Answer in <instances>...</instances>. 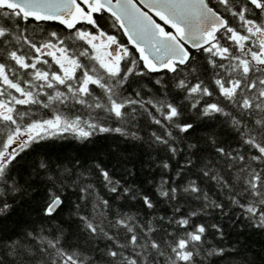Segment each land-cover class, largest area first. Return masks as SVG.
I'll use <instances>...</instances> for the list:
<instances>
[{
    "label": "trees",
    "instance_id": "16d2710c",
    "mask_svg": "<svg viewBox=\"0 0 264 264\" xmlns=\"http://www.w3.org/2000/svg\"><path fill=\"white\" fill-rule=\"evenodd\" d=\"M229 32L152 73L104 11L71 30L0 5V155L59 126L0 163V264H264V74ZM101 33L128 49L115 71L82 38Z\"/></svg>",
    "mask_w": 264,
    "mask_h": 264
},
{
    "label": "water",
    "instance_id": "95a60500",
    "mask_svg": "<svg viewBox=\"0 0 264 264\" xmlns=\"http://www.w3.org/2000/svg\"><path fill=\"white\" fill-rule=\"evenodd\" d=\"M0 4L28 19L58 23L67 29L85 21L87 11L103 9L116 19L144 68L152 73L184 65L190 50L213 43L217 33L227 27L206 0H0ZM58 205L56 199L49 211L54 212Z\"/></svg>",
    "mask_w": 264,
    "mask_h": 264
},
{
    "label": "flooded vegetation",
    "instance_id": "af4514ba",
    "mask_svg": "<svg viewBox=\"0 0 264 264\" xmlns=\"http://www.w3.org/2000/svg\"><path fill=\"white\" fill-rule=\"evenodd\" d=\"M206 2L210 8L226 20L227 25L228 20L231 21L232 26L228 25L226 28L230 30L228 38L235 48L233 54H239L237 58H233V61L239 65L243 72L260 71L264 74V0H206ZM101 11L103 10L100 9L95 13ZM156 21L159 22L157 19ZM159 23L161 24V22ZM83 38L84 41L94 44L102 42V48L105 50L108 49L107 45L111 44L109 51L112 55H116L113 57L115 64H119L121 57L128 53V49L118 43L119 40L114 34H87L83 35ZM54 49H41L38 52L39 57L44 55L52 57ZM64 59L66 58L62 59L63 62ZM67 59L70 60V58ZM57 61L61 62V60Z\"/></svg>",
    "mask_w": 264,
    "mask_h": 264
},
{
    "label": "rangeland",
    "instance_id": "374dc122",
    "mask_svg": "<svg viewBox=\"0 0 264 264\" xmlns=\"http://www.w3.org/2000/svg\"><path fill=\"white\" fill-rule=\"evenodd\" d=\"M91 51H92V55L94 56V58L101 64V66H103L104 68L110 70V71H115L114 70V66L117 65L114 63V56L116 55H112V53L109 51V48L111 46V44H108V49L105 50L102 48V42H98L97 44H94L92 42H88ZM208 51H211L213 53H219L222 54L224 53L223 49H220V45L219 43L213 44L212 46L208 47L207 49ZM65 62V64H64ZM63 65H61V69L64 71L65 75H72L76 69L75 66V61L74 60H68L67 58L64 59ZM6 105H2L0 107V111H2V109H5L7 111V109L5 108ZM59 126L57 123L54 124H36V125H32L30 127H28L26 129V131L20 130L15 132L7 141L6 143V147L4 149V151L1 153L0 155V163H4L5 161L9 160L11 158V156L14 154V152L22 147L23 145H25L27 142H29L31 139L42 135L45 133V131H51V130H56L58 129Z\"/></svg>",
    "mask_w": 264,
    "mask_h": 264
}]
</instances>
